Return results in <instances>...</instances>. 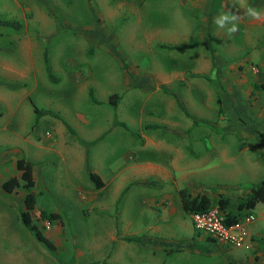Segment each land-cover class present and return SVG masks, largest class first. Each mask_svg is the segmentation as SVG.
<instances>
[{
    "label": "rangeland",
    "instance_id": "rangeland-1",
    "mask_svg": "<svg viewBox=\"0 0 264 264\" xmlns=\"http://www.w3.org/2000/svg\"><path fill=\"white\" fill-rule=\"evenodd\" d=\"M0 19L21 25H0V183L32 163L51 243L20 222L26 189H0V264H264V201L244 249L195 229L178 196L217 190L236 212L264 179V0H0ZM190 238L220 258L159 244Z\"/></svg>",
    "mask_w": 264,
    "mask_h": 264
},
{
    "label": "trees",
    "instance_id": "trees-1",
    "mask_svg": "<svg viewBox=\"0 0 264 264\" xmlns=\"http://www.w3.org/2000/svg\"><path fill=\"white\" fill-rule=\"evenodd\" d=\"M0 25L10 27L12 29H18L21 26L18 21L5 19H0ZM186 46L187 45H185L184 47ZM45 68L48 76L50 78H53V80H56L50 73L49 68L47 66ZM253 88L264 90V80L258 83H253ZM117 98L118 96L116 94H111L108 97L107 102L111 105H115ZM92 101H94L93 98ZM34 110L36 112V115L50 113V111L48 110H40L37 108H34ZM15 167L19 171L18 176L13 175L3 180L0 183V189L4 192H11L14 190V188L19 186L26 189L27 192L23 196L24 208L19 213L20 222L23 227L33 232V235L38 242L46 245L47 247H51L50 241L43 235L40 228L32 221L30 215L35 202L34 194L29 191V189L34 184L32 178V163L24 158H18L15 161ZM88 179L96 188L103 186V181L100 179V177L90 170L88 171ZM178 196L181 209L189 215L193 213L205 212L214 206L207 195L199 192L192 195L187 188L179 189ZM262 201H264V179L250 186L248 189V193L244 197L236 201V212H231L226 209V207L229 205V201L226 197H218L215 201V206L221 213V221L226 225H230L237 222L243 216L249 214V211L253 209L256 203ZM39 215L40 219L46 222H50L53 219L59 218V215L57 213L46 212L45 210H40ZM126 240L129 242H138L139 237H128L126 238ZM159 244L165 249L166 253L181 250H202L201 247L196 245L192 238L179 241L161 239L159 241Z\"/></svg>",
    "mask_w": 264,
    "mask_h": 264
},
{
    "label": "built area",
    "instance_id": "built-area-1",
    "mask_svg": "<svg viewBox=\"0 0 264 264\" xmlns=\"http://www.w3.org/2000/svg\"><path fill=\"white\" fill-rule=\"evenodd\" d=\"M220 216L221 213L218 209L212 207L205 212L191 214L190 219L193 227L203 232L211 240L235 248L249 249L251 237L246 226L253 221L252 214L249 213L230 225L224 224Z\"/></svg>",
    "mask_w": 264,
    "mask_h": 264
},
{
    "label": "crops",
    "instance_id": "crops-1",
    "mask_svg": "<svg viewBox=\"0 0 264 264\" xmlns=\"http://www.w3.org/2000/svg\"><path fill=\"white\" fill-rule=\"evenodd\" d=\"M256 20H258V18H256ZM251 72H258V69H257V67H255V66H251ZM263 76H264V74H263ZM262 81V80H261ZM161 82H163L162 80H161ZM258 82H260V81H258ZM2 182V181H1ZM212 190H214L213 188H212ZM210 191L209 190H200V193H203V194H205V195H209V194H215V195H219V196H223V194H221L220 192H218L217 190H214V192H211V193H209ZM248 193V191L246 192V194ZM245 194V195H246ZM244 195V196H245ZM243 196V197H244ZM257 204V203H256ZM254 208V207H253ZM252 210V209H251ZM250 237L251 238H253L251 235H250ZM254 242V241H253ZM200 245L202 246V243H200ZM203 247H205V246H203ZM262 247L264 248V242H257V247L255 246V249H257L258 248V250L260 251V250H262ZM210 247H208V249H209ZM208 249L207 250H200V254H203V255H206V256H208V258L210 257V258H212L211 260H215V259H217V258H220V256L219 255H215V253H214V251H208ZM262 252H260L259 254H261ZM256 255H257V253H256Z\"/></svg>",
    "mask_w": 264,
    "mask_h": 264
},
{
    "label": "clouds",
    "instance_id": "clouds-1",
    "mask_svg": "<svg viewBox=\"0 0 264 264\" xmlns=\"http://www.w3.org/2000/svg\"><path fill=\"white\" fill-rule=\"evenodd\" d=\"M247 14L254 17V18H259V13L254 9V8H248ZM238 19L236 15L228 16V15H221L215 20V23L221 27H223L224 21H235ZM237 31L236 25L233 23L232 27L229 29L230 33H234Z\"/></svg>",
    "mask_w": 264,
    "mask_h": 264
}]
</instances>
